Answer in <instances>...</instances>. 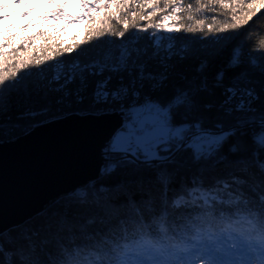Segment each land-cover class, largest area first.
I'll return each instance as SVG.
<instances>
[{
    "label": "snow or ice",
    "instance_id": "6c2138e0",
    "mask_svg": "<svg viewBox=\"0 0 264 264\" xmlns=\"http://www.w3.org/2000/svg\"><path fill=\"white\" fill-rule=\"evenodd\" d=\"M37 2L48 10L24 20L18 31L5 35V26L0 25V143L19 139L16 130L21 128L20 120L51 110L26 111L13 121V99L5 89L14 87L8 81H18L19 71L48 62L57 54H70L82 43L105 34L122 40L130 27H138L130 21L150 20L156 9L164 14V20L173 16L172 26L177 31L180 27L174 15L180 11V0H163V8L160 0H79L78 14L65 11L67 0ZM37 2L13 0L24 8L19 12L21 18L32 15ZM208 4L243 10L238 22L245 25L264 10V0H248L246 4L245 0H208ZM5 7L0 3V9ZM192 7L188 5L189 10ZM7 16L0 14V20ZM61 20L64 23L59 26L47 23ZM85 20L88 23L80 38L73 35L65 42L63 33L69 26ZM113 21L120 29L113 27ZM33 28L35 31L21 35ZM138 30L146 32L147 26ZM248 42L254 43L256 38L250 37ZM259 43L264 45V35ZM219 55L209 53L212 58ZM260 57V62L250 64L233 57L211 77L210 86L208 61L200 63L189 79L180 69L189 56L184 50H173L171 43L157 41L155 48L122 45L90 62H77L66 69L58 66L46 82L41 77L25 85L28 96L35 93L47 98L62 93L55 104L72 113L120 114L121 126L103 149L108 163L101 173L127 169L131 179L116 188L127 184L140 195L89 200L87 192L78 190L83 211L73 217L74 222L67 213L55 212L47 225L14 226L0 232V264H264V156L255 151L245 155L249 128L257 122L264 127V50ZM228 71L234 74L225 85ZM174 77L185 84L173 85ZM70 85L75 87L70 89ZM146 88L149 91L143 93ZM215 89L221 90L219 103L205 99V94L211 96ZM153 92L162 95L154 96ZM214 108L225 119L206 126L208 113ZM57 113L60 117L71 114L60 109ZM56 118L52 115L32 124L24 134ZM258 143L264 151V134ZM188 152L193 164L223 163L229 154L237 158L231 161L233 170L227 178L210 176L205 183L203 175L194 176L193 183L205 194L198 193L197 200L181 207L179 200L170 202L169 193L179 195L184 187L181 169L186 161L182 157ZM199 171L203 173V165ZM173 211L183 214L174 215Z\"/></svg>",
    "mask_w": 264,
    "mask_h": 264
},
{
    "label": "trees",
    "instance_id": "16d2710c",
    "mask_svg": "<svg viewBox=\"0 0 264 264\" xmlns=\"http://www.w3.org/2000/svg\"><path fill=\"white\" fill-rule=\"evenodd\" d=\"M226 2H230V0H226ZM247 2L248 0H245V4ZM0 3L6 5L5 8L0 9V14H8L6 20H0V25L5 26V35L18 31L19 25L24 20L35 18L33 14L21 18L19 12L23 11L24 8L23 6L13 3V0H0ZM189 4L193 5L191 10L188 9ZM159 7H164L163 0H160ZM45 9L48 10L47 8ZM79 10L81 9L79 8ZM147 11L148 9H145V12ZM153 11H155V15L150 20L141 21L137 19L135 22L130 21V24L134 23L139 28L146 25V32L138 30V27H130L126 31V35L122 40L110 34H105L101 38H93L90 41L82 43L70 54H57L48 62L41 65H33L27 70L19 71L18 81L10 79L8 82L13 84L14 87L5 89V93L10 94L13 99V109L11 112L13 121H16L18 114L26 111L39 112L45 107L51 109L50 112L45 115H38L34 118L29 117L20 120L19 123L21 124V128L16 130V135L19 136L23 134L26 130H29L30 125L39 121L47 120L52 115H57L58 117L57 109L68 113L71 112V109L55 104V100L59 98L62 93H52L47 98L43 97L42 94L37 95L33 93L28 96L25 93V85L30 86L31 84L40 81L41 77H43L44 82L51 79L52 61L57 58L61 59L66 64L77 62L85 63L98 58L100 54L109 50H115L122 45H127L129 47H145L150 45L152 48H155L157 46V41H159L161 45L171 43L173 45V50H184L188 54L189 58L180 65V69L189 79L195 75V69L200 63L206 60L208 61L209 66L206 71L209 75L210 86L211 77L220 69L225 68L228 61L233 57L241 60L245 64H250L253 60L260 62V52L264 50V45L259 43V38L264 35V10L257 12L249 24L245 25L238 22L239 19L243 18V10L234 11L233 9L225 8L220 4L209 5L208 0H201L200 3H197V0H180V11L178 14H174L178 16L179 30L177 31L174 26V29L164 40L158 39L157 27H154V25L161 23L164 19V14H162L159 9ZM234 16L237 17L236 20L233 19ZM168 17L173 20V16ZM87 23L88 22L85 20L83 32ZM112 24L114 28L120 29V25L117 22L113 21ZM233 24H236L235 29L232 28ZM13 25H15V27H13ZM28 31H35V29L25 30L21 35L27 34ZM80 36L77 37V39H79ZM250 37H255L256 42L249 43L248 41ZM13 43H15V41H13ZM37 43H40V41L38 40ZM212 52H220V55L212 58L209 56V53ZM193 53H196L197 55H193ZM13 71H15V69H13ZM233 74L232 71H228L224 81L225 85L228 84L229 79ZM172 83L173 85L185 84V82L181 81L179 77H174ZM74 86L75 85H71L69 88H74ZM148 91L149 90L146 88L143 90V93H147ZM220 91V89H215L211 96L205 94V99H211L214 102L219 103L223 98L220 95ZM153 95H162V93L153 92ZM88 103L89 101L86 100L85 104ZM74 107H84V105H74ZM208 117L209 118L206 120V126H210L218 120L225 119L215 108L211 113H208ZM0 119H2V117H0ZM227 119L228 121L231 120V118ZM248 131L249 136L245 138L248 151L245 155H250L255 151L261 156H264V151H261L258 143V138L264 134V127L257 122L254 123ZM182 158L186 161L184 167L181 169V176L184 178V187L179 195L169 193L170 202L179 200L181 207L184 206L185 202L198 199V186L193 183L194 176L198 178L200 175H203L205 177V183L208 182L207 178L210 176L219 175L227 178L228 173L233 170L231 161L235 160L237 156L229 154L228 161L218 164L213 161L193 164L190 152L184 153ZM201 165L204 167L203 173H200L199 171ZM129 179H131V177L127 169L118 168L112 173H100L97 178L85 183L68 194L58 196L54 200L45 204L39 212L12 225L7 230L12 229L14 226L23 229L29 226L47 225L53 221L52 213L55 212L67 213L70 222H74L73 217L83 211V208L79 203L80 198L76 195L78 190L87 192L89 194V200L94 197H99L103 200L106 196L115 200H123L127 196L139 198L140 194L136 192L133 186L126 184L122 189L116 188V185L121 182H126ZM101 188H106L108 191L101 192ZM170 211H172V209H170ZM173 214L182 215L183 213L180 211H173Z\"/></svg>",
    "mask_w": 264,
    "mask_h": 264
},
{
    "label": "water",
    "instance_id": "95a60500",
    "mask_svg": "<svg viewBox=\"0 0 264 264\" xmlns=\"http://www.w3.org/2000/svg\"><path fill=\"white\" fill-rule=\"evenodd\" d=\"M70 113L31 128L15 143H0V232L97 178L108 163L103 149L120 128L122 116Z\"/></svg>",
    "mask_w": 264,
    "mask_h": 264
},
{
    "label": "rangeland",
    "instance_id": "374dc122",
    "mask_svg": "<svg viewBox=\"0 0 264 264\" xmlns=\"http://www.w3.org/2000/svg\"><path fill=\"white\" fill-rule=\"evenodd\" d=\"M34 2H37V0H34ZM57 2L58 3H64L65 0H57ZM67 3H68V7L65 9L66 12L72 13V14H78L81 11V10H79L78 4H77L78 0H67ZM45 11H47V10L37 2L36 11L34 13H32V14L35 17H38L39 15H41ZM47 23L48 24H55V25L59 26V25L63 24L64 21L63 20H61V21H48ZM161 23H165V24L169 25V27L164 28V29L157 28V37H158V39L159 40H164V39H166L168 37V35L174 29V26H172V19H170L169 17H168L167 20L163 19L161 21ZM83 25H84V21L71 24L69 26V28L63 33V35L66 38L65 42H69L71 40V38L73 37V35H75L76 38L79 37L82 34V32H83ZM45 26H47V25H45ZM52 31H54V30H52ZM72 64H75V63L66 64L65 62H63L59 58L55 59L54 61H52V65H51L52 66V76L55 75V72H56V69H57L58 66H62L63 69H66L67 67H69ZM70 98H72V97H70ZM93 113H99V112H93ZM197 190L200 193V195L205 194L204 189L198 188Z\"/></svg>",
    "mask_w": 264,
    "mask_h": 264
}]
</instances>
